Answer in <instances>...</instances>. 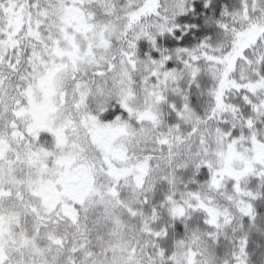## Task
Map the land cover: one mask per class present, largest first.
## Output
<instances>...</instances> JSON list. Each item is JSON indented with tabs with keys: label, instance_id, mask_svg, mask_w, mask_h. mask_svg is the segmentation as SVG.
I'll return each instance as SVG.
<instances>
[{
	"label": "snow or ice",
	"instance_id": "6c2138e0",
	"mask_svg": "<svg viewBox=\"0 0 264 264\" xmlns=\"http://www.w3.org/2000/svg\"><path fill=\"white\" fill-rule=\"evenodd\" d=\"M0 264H264V0H0Z\"/></svg>",
	"mask_w": 264,
	"mask_h": 264
}]
</instances>
